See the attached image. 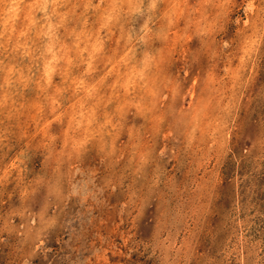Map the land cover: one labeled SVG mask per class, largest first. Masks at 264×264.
Listing matches in <instances>:
<instances>
[{"label": "rangeland", "instance_id": "obj_1", "mask_svg": "<svg viewBox=\"0 0 264 264\" xmlns=\"http://www.w3.org/2000/svg\"><path fill=\"white\" fill-rule=\"evenodd\" d=\"M0 264H264V0H0Z\"/></svg>", "mask_w": 264, "mask_h": 264}]
</instances>
